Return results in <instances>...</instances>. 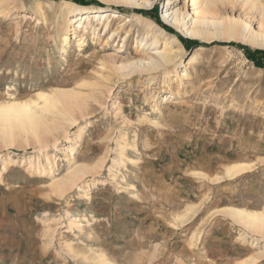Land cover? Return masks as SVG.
Masks as SVG:
<instances>
[{
	"label": "rangeland",
	"instance_id": "1",
	"mask_svg": "<svg viewBox=\"0 0 264 264\" xmlns=\"http://www.w3.org/2000/svg\"><path fill=\"white\" fill-rule=\"evenodd\" d=\"M73 1L0 0V105L88 85L39 141L0 131V264H264V228L229 214L264 211V0L218 3L217 21L249 30L215 41L163 20L168 5L192 18L194 0ZM72 5L127 18L108 19L115 36L99 17L76 31ZM141 11L181 42L150 72L126 67L165 48L144 41ZM234 164L248 167L228 177Z\"/></svg>",
	"mask_w": 264,
	"mask_h": 264
},
{
	"label": "bare ground",
	"instance_id": "2",
	"mask_svg": "<svg viewBox=\"0 0 264 264\" xmlns=\"http://www.w3.org/2000/svg\"><path fill=\"white\" fill-rule=\"evenodd\" d=\"M124 1L128 2L127 4L130 3L132 6H135L138 9H149L153 7L156 0ZM224 1L227 0H206L204 3V8L200 11L201 7L199 6V3L197 2V0H194L195 9L192 18H190L189 13H181L180 11L171 8V5H168L166 11L163 14V20L176 30L182 31L189 39H203L209 41H215L218 39L234 40L237 39L235 37L240 29L244 32H247L249 30V24L246 23L243 27H239L238 24L234 22H230L229 24H227L225 22L217 21L214 16L216 15L218 3ZM43 3L44 2H40V4ZM169 3L171 4V0L169 1ZM248 3L254 6L257 5L256 3H258V0H248ZM71 8L74 12L75 20L73 22L76 31H86L92 24L91 19L99 17L98 20H100V22L104 25L105 30L111 32L113 22L108 20L110 17L116 20H123L127 18L124 14L111 12L106 8H83L77 5H72ZM134 19L138 24L142 26L145 42H148L149 39L153 37L154 40L152 41L150 46L155 47L159 44V38L162 37L165 40V48L160 52L157 51L156 54L159 57V60L151 58L146 63L141 61L138 63H133L126 67H130L132 69V72H150L159 69L162 64L169 65L173 63L177 58L176 53L173 51V47L181 43L179 39L175 35L170 34L166 30L161 28L158 24L140 15L139 13L134 15ZM144 19L147 20V23L146 21H143ZM118 29H112L113 36L118 35ZM253 37L256 40L261 41V43H252L253 47H264V37L259 36L258 34ZM153 38H151V40ZM64 39L65 41H67V38ZM78 41L79 48H81L84 44V41L82 38ZM194 60L195 58L193 59V61ZM126 67L123 66L122 68ZM85 86L87 87L88 85L83 83L79 86L77 85L74 89H71L69 91H66L64 89H57L52 93L38 92L36 94L37 96L35 100L29 99L25 101H17L15 97L13 98L11 96L9 101L1 103L0 105V131L2 132V135H5L6 139L7 135L12 136L14 131L18 130L20 133L32 135L37 141H39V133L41 131L47 130L44 116L47 113L61 114L64 117L69 116L71 105H75L74 101H76L78 98V89L84 88ZM67 119L71 122H74V119L72 117ZM9 138L11 139V137ZM4 143H6L7 145L9 144V142L7 143V141H5ZM10 145L12 144L10 143L8 146ZM245 167L247 168L248 166L244 164L231 165L226 170V175L228 177H233L240 172H243L245 170ZM229 214L232 216V218L235 219L236 222H239L248 228H251L253 230L264 228V211L255 212L240 208H231ZM100 259L101 264H111L103 256Z\"/></svg>",
	"mask_w": 264,
	"mask_h": 264
},
{
	"label": "trees",
	"instance_id": "3",
	"mask_svg": "<svg viewBox=\"0 0 264 264\" xmlns=\"http://www.w3.org/2000/svg\"><path fill=\"white\" fill-rule=\"evenodd\" d=\"M74 2V1H73ZM74 3H78L80 5H99V2L95 1V0H76V2ZM157 9V8H156ZM139 14L150 18L151 20H153L156 24H158L159 26H161L164 30L168 31L169 33L175 34L174 30H171L170 28H167L160 20L159 16L157 15V12H148V11H141L139 12ZM180 38V37H179ZM191 43V45H193V42H189ZM233 45V44H232ZM236 47H240L239 45H236ZM242 49V48H241ZM243 50L246 52V55L248 58H254V56H258L261 52H251L250 50L244 49Z\"/></svg>",
	"mask_w": 264,
	"mask_h": 264
}]
</instances>
